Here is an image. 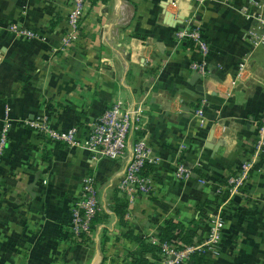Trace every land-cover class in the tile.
<instances>
[{
	"label": "crops",
	"instance_id": "0c3cea01",
	"mask_svg": "<svg viewBox=\"0 0 264 264\" xmlns=\"http://www.w3.org/2000/svg\"><path fill=\"white\" fill-rule=\"evenodd\" d=\"M253 2L90 0L79 39L65 49L71 0H0V136L10 124L0 165V264H124L139 245L123 233L148 236L171 218L194 223L199 203L229 189L228 179L246 163L247 177L219 204L222 245L208 257L214 264H264V148L255 145L264 113V45L255 47L249 35L257 24ZM187 24L202 27L211 42L210 80L190 67L200 58L195 46L174 37ZM241 63L249 68L246 81L222 93V80ZM116 103L141 111L131 137H144L157 159L147 166L156 191L130 205L118 188L124 159L93 160L29 124L44 114L55 129L86 131ZM200 107L203 123L195 115ZM178 162L191 178L176 177ZM88 176L108 210L89 236L76 239L72 210ZM117 199L128 203L125 224L114 212ZM200 226L205 239L207 225Z\"/></svg>",
	"mask_w": 264,
	"mask_h": 264
},
{
	"label": "built area",
	"instance_id": "2783aa9c",
	"mask_svg": "<svg viewBox=\"0 0 264 264\" xmlns=\"http://www.w3.org/2000/svg\"><path fill=\"white\" fill-rule=\"evenodd\" d=\"M89 4L90 0H71L68 12V29L61 41L63 48H70L79 39L82 20ZM253 4L256 7V11L252 13V17L257 21V24L249 32V35L253 45L259 47L264 45V0H254ZM14 28L16 27L14 26ZM21 33L28 38L37 37L35 32L28 29L22 30ZM174 37L180 43L183 41L194 43L200 58L194 59L190 67L203 81L210 80L212 75L209 68L208 55L211 42L204 35L203 28L187 24L181 28H176ZM245 65L247 63H241L240 69L235 76L226 77L222 80V84L225 87L222 93L228 95L232 93L236 84L246 81V70H249V68L248 66L245 67ZM195 115L199 117L201 123L206 119L203 107L197 109ZM141 121L142 113L139 109L124 107L122 103H116L99 115L86 131H83L77 125L65 130L55 129L50 125L47 116L44 114L37 115L29 121V124L37 134H43V136L55 141H62L71 147L89 152L93 160H97L99 157L115 160L124 159L126 166L118 188L127 197L130 205L140 195L150 196L157 189L155 177L145 172L147 164H154L157 160L152 148L144 137L136 140L131 137L132 129L140 125ZM259 125V138L255 145L260 150L264 148V113L261 116ZM9 128L10 124L7 123L0 136V165L3 161L4 147L8 142ZM251 167V163H246L240 174L228 179L230 192L243 183ZM175 175L177 178L185 180L191 178L192 172L182 162H178ZM107 210L108 207L105 202L99 199L94 178L88 176L81 191L80 201L72 210V232L74 237L81 239L82 234L90 233L92 221ZM209 216L207 236L201 243L181 244L182 248H178L179 244L176 241L160 243L158 231L148 235L150 242L160 244L162 247L163 257L161 264H181L185 260H189L196 251L217 255L225 228L222 206L220 205L215 211L210 212ZM99 239L100 237L97 235L96 240Z\"/></svg>",
	"mask_w": 264,
	"mask_h": 264
},
{
	"label": "trees",
	"instance_id": "16d2710c",
	"mask_svg": "<svg viewBox=\"0 0 264 264\" xmlns=\"http://www.w3.org/2000/svg\"><path fill=\"white\" fill-rule=\"evenodd\" d=\"M188 47L194 48V43L191 41H186ZM42 135L43 134H39ZM45 137V136H44ZM48 138V137H47ZM138 139V138H136ZM135 139V140H136ZM8 143V142H7ZM9 147L8 144L5 145L2 159L6 157L8 154ZM152 164H147V166ZM146 166V174H148ZM200 175V173H199ZM227 181V180H226ZM11 182V181H9ZM229 189L225 190L222 193L216 194L213 198L207 199L204 202L199 203L197 207V215L199 216L194 223H190L188 225L180 222L174 221L173 218L164 222L158 227V236L160 243H171L172 241H176L179 245L178 248H182V245H189L195 243H201L205 237V227L203 232L200 233V229L202 224H206L208 220H210V212L215 211L221 201L229 196ZM1 194V193H0ZM128 207V203L124 199H117L116 205L114 207V212L119 217L121 223L125 224V213ZM223 216V214H222ZM99 217V216H98ZM96 217L93 221L98 218ZM92 230V228H91ZM90 233L82 234V238H86ZM122 237L131 240L132 242L139 245V249L135 251H131L129 254V261L124 264H161L163 257V250L160 244H154L149 241L148 236H140L135 233L133 229L127 230L122 234ZM222 245V243H221ZM219 245V247H221ZM187 264H214V261L208 257V253H204L201 251H196L192 254Z\"/></svg>",
	"mask_w": 264,
	"mask_h": 264
},
{
	"label": "water",
	"instance_id": "95a60500",
	"mask_svg": "<svg viewBox=\"0 0 264 264\" xmlns=\"http://www.w3.org/2000/svg\"><path fill=\"white\" fill-rule=\"evenodd\" d=\"M195 77L196 78H198L199 77V75L195 72ZM36 185V182H33L31 185H29V187H28V192L29 193H32V194H34L33 192V189H34V186Z\"/></svg>",
	"mask_w": 264,
	"mask_h": 264
},
{
	"label": "rangeland",
	"instance_id": "374dc122",
	"mask_svg": "<svg viewBox=\"0 0 264 264\" xmlns=\"http://www.w3.org/2000/svg\"><path fill=\"white\" fill-rule=\"evenodd\" d=\"M194 13V12H193ZM193 13H192V16L190 17L191 19H194V15H193ZM191 14V13H190Z\"/></svg>",
	"mask_w": 264,
	"mask_h": 264
}]
</instances>
